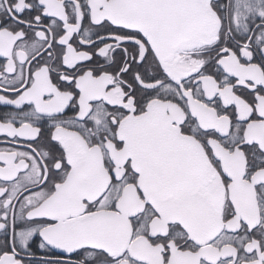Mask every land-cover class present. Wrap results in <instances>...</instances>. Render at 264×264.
<instances>
[{
    "label": "snow or ice",
    "instance_id": "6c2138e0",
    "mask_svg": "<svg viewBox=\"0 0 264 264\" xmlns=\"http://www.w3.org/2000/svg\"><path fill=\"white\" fill-rule=\"evenodd\" d=\"M0 264H264V0H0Z\"/></svg>",
    "mask_w": 264,
    "mask_h": 264
}]
</instances>
